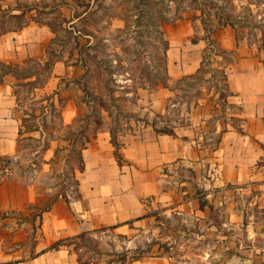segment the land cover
Here are the masks:
<instances>
[{
    "label": "rangeland",
    "instance_id": "rangeland-1",
    "mask_svg": "<svg viewBox=\"0 0 264 264\" xmlns=\"http://www.w3.org/2000/svg\"><path fill=\"white\" fill-rule=\"evenodd\" d=\"M14 1L0 0V8L15 6ZM20 5L34 8L22 20L0 13V37L20 31L26 21L27 26L43 24L45 30L36 28V34L46 40L49 60L31 59L11 73L21 79L15 90L22 128L17 155L0 156V256L11 262L38 253L43 215L55 199L79 198L81 150L99 132L111 130L116 141H124L122 135H144L153 121L159 128L181 132L201 104L210 106L213 114L206 120L208 128L199 131L209 130L204 141L215 147L223 113L230 111L226 118L239 119L231 114L238 109L226 101L222 79L231 54L213 58L195 77L192 73L172 82L165 79L174 91L166 110L148 114L149 101L141 92L156 90V82L165 77L168 43L176 48L196 39L202 52L207 49L213 56L209 39L218 45V30L230 22L236 38L257 40L264 50V0H21ZM87 39L92 46L82 49L83 60H78ZM6 68L0 64L1 72ZM29 74L33 77L26 79ZM57 87L66 88L65 99L57 97ZM65 102L71 122L62 117ZM167 185L175 191L172 200L150 203L151 217L136 228H99L57 242L79 261L92 264H132L137 247L161 264H264L255 256V246L264 247V238L247 240L252 229L246 220L237 216L224 224L219 209L206 207L207 188L197 185L191 168L177 167ZM199 207L204 210L199 212ZM57 242L50 248H59Z\"/></svg>",
    "mask_w": 264,
    "mask_h": 264
},
{
    "label": "crops",
    "instance_id": "crops-1",
    "mask_svg": "<svg viewBox=\"0 0 264 264\" xmlns=\"http://www.w3.org/2000/svg\"><path fill=\"white\" fill-rule=\"evenodd\" d=\"M36 28L44 29V25L25 26L0 37V61L21 66L31 59L49 60L46 40L36 34ZM217 36L218 45L232 52L226 66L225 88L230 93L228 104L238 109L237 114H231L239 119L226 118L230 111L223 113L218 120L222 127L217 126L216 146L204 141L205 134L209 139V130L199 131L208 128L206 120L213 114L210 106L201 104L196 106L191 123L174 135L160 133L152 124L146 127L144 135H122L125 140L119 141L121 161L115 154L111 130L99 132L81 150L84 168L76 175L79 198L73 202L57 199L44 213V238L39 242L42 247L38 253L12 262L3 261L0 256V264H83L66 245L61 244L59 248H50V245L99 228H136L138 222L151 217L150 203L172 200L175 191L167 182L179 166L191 168L197 185L206 186V207L219 209L226 220L224 224L240 216L252 229L247 240L264 238V50L257 40L240 41L232 26L218 30ZM186 41L188 45L183 46ZM186 41L178 43L176 48L169 44L167 49L170 82L195 73L201 66V43ZM186 66H190V72ZM16 77L10 73L0 82V156L4 157L16 156L20 147L21 121L16 115L15 87L21 79ZM57 90V97L65 99L66 88L57 87ZM173 92L171 86L164 85L154 91L143 89L141 95L149 101L148 114H163ZM62 117L64 122L72 120V115L66 113V102ZM155 126L158 127V122ZM186 183L182 182L184 186ZM219 197L222 198L218 200ZM249 210L253 212L248 213ZM255 249V256L264 259V247L255 246ZM132 264L161 263L151 255Z\"/></svg>",
    "mask_w": 264,
    "mask_h": 264
},
{
    "label": "trees",
    "instance_id": "trees-1",
    "mask_svg": "<svg viewBox=\"0 0 264 264\" xmlns=\"http://www.w3.org/2000/svg\"><path fill=\"white\" fill-rule=\"evenodd\" d=\"M16 1V5L15 6H13V5H11V4H9V6L7 7V8H0V13H2L3 15H8V16H11V17H13V18H17V19H24L25 17H26V13L28 12V11H32V9L34 8V7H22V5H20V2H21V0H15ZM14 1V2H15ZM89 2H90V0H89ZM73 17H75V15L73 16ZM77 18H79V16L77 17ZM76 18V19H77ZM192 19L194 20L195 19V17H192ZM73 21V20H72ZM21 24V23H20ZM28 25V22L26 21V22H24L23 24H21V25H19V29H22L23 27H25V26H27ZM223 25L224 26H228V25H230V26H234L232 23H230V22H224L223 23ZM50 26V25H49ZM50 28L53 30V27H51L50 26ZM18 29V30H19ZM14 31H17V29H15ZM0 34H2V33H0ZM85 34V36H86V38H88L87 37V35L88 34H86V33H84ZM78 36H80V35H78ZM193 40V42H199L198 40H196V39H192ZM87 41V43L84 45V46H82V48L81 49H79V51H78V53H79V57H78V60L80 59V60H83L82 59V54H81V50L82 49H85V50H88V49H90L91 48V42H90V40H86ZM168 45H169V43H168ZM209 46H210V48H211V51H212V53L211 54H213V56H211L210 55V53H208V51H207V49L205 50H203V52H202V61H201V66L198 68V70L195 72V74H193V75H191L190 77H195L196 75H198L199 73H201L206 67H208L210 64H212V62H211V60L214 58V61H217V59H215V57H224L226 54H231L232 52L231 51H227V50H224L223 48H221L219 45H214V43L209 39ZM169 48V46L167 47V49ZM167 49H166V52H167ZM77 60V61H78ZM0 64H5L4 62H1L0 61ZM7 64V63H6ZM47 64V63H46ZM7 66H8V68H6V70L5 71H0V82H2V79H3V77L5 76V75H7V74H10V73H13V68L15 67V66H13L12 64H7ZM226 66H227V63L226 64H224L223 65V70H222V79H223V81L225 82L224 83V86L226 85V80H227V73H226ZM84 68H86V70L84 71V74L86 73V71H87V68H88V66L86 65V64H84ZM29 76H33L32 74H29L28 75V77H26V78H30ZM168 77H169V74H168V67H167V64L165 65V77H161L160 78V82H156V87H158L160 84L159 83H161L162 85H164V86H169L168 85V83L166 82V80L165 79H167L168 80ZM186 78H190L189 76L187 77V76H185ZM226 89V88H225ZM227 90V89H226ZM226 99H227V97L230 95V93L228 92V91H226ZM227 101V100H226ZM157 123V121H153L152 122V126H154V128H155V130H157L158 132H160V133H167V134H171V135H174L175 134V132H174V130L173 129H169V128H159V127H157V126H155V124ZM22 132V128H21V126H20V133ZM111 135H112V143H113V145L115 146V154H116V157L120 160V158H121V154H120V143L118 142V141H116V136H115V134H114V132L113 131H111ZM84 148V147H83ZM81 159H82V157H81ZM82 164H83V162H82ZM84 168V165H82L79 169L80 170H82ZM56 200V199H55ZM54 200V201H55ZM205 204L202 202L201 203V206L203 207ZM49 209L47 208L45 211H48ZM85 234L84 233H81V234H79L78 236H76V237H82V236H84ZM60 241H62V240H60ZM58 243V242H57ZM57 245H61V244H57ZM52 248H57L56 247V245L54 244L53 246H52ZM146 255V253H144V251H142V248L141 247H137L136 249H134V251L132 252V255H131V260H130V263H132V262H134V261H137V260H139V259H141L143 256H145ZM81 263H83L84 264V262H82V261H80Z\"/></svg>",
    "mask_w": 264,
    "mask_h": 264
}]
</instances>
